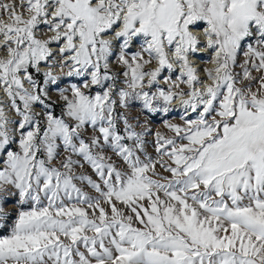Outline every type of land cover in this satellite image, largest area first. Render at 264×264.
<instances>
[{"label":"snow or ice","instance_id":"1","mask_svg":"<svg viewBox=\"0 0 264 264\" xmlns=\"http://www.w3.org/2000/svg\"><path fill=\"white\" fill-rule=\"evenodd\" d=\"M0 264H264V0H0Z\"/></svg>","mask_w":264,"mask_h":264},{"label":"rangeland","instance_id":"2","mask_svg":"<svg viewBox=\"0 0 264 264\" xmlns=\"http://www.w3.org/2000/svg\"><path fill=\"white\" fill-rule=\"evenodd\" d=\"M209 57H207V56H203L202 57V60L203 61H206L207 59H208ZM53 97L55 98V93H53ZM138 109H139V105L137 104V105H135V107L133 108V114H135L137 111H138ZM167 118H169V119H172V120H178L179 119V113L178 112H173L172 114H171V116H169V117H167ZM153 128L154 129H161V130H163V126H162V118H161V116H159V115H156L155 117H154V119H153ZM9 207H11V205H9Z\"/></svg>","mask_w":264,"mask_h":264},{"label":"bare ground","instance_id":"3","mask_svg":"<svg viewBox=\"0 0 264 264\" xmlns=\"http://www.w3.org/2000/svg\"><path fill=\"white\" fill-rule=\"evenodd\" d=\"M203 57V56H202ZM202 57H197V60H198V62H200V63H203L204 61L202 60ZM208 57V56H207ZM209 66H211V65H209Z\"/></svg>","mask_w":264,"mask_h":264}]
</instances>
